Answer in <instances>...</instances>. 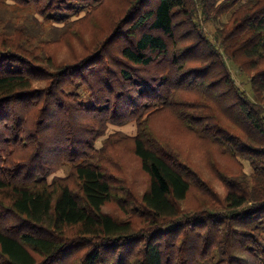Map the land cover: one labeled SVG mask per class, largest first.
<instances>
[{
  "label": "trees",
  "instance_id": "obj_1",
  "mask_svg": "<svg viewBox=\"0 0 264 264\" xmlns=\"http://www.w3.org/2000/svg\"><path fill=\"white\" fill-rule=\"evenodd\" d=\"M7 1L0 264H264V0Z\"/></svg>",
  "mask_w": 264,
  "mask_h": 264
},
{
  "label": "rangeland",
  "instance_id": "obj_2",
  "mask_svg": "<svg viewBox=\"0 0 264 264\" xmlns=\"http://www.w3.org/2000/svg\"><path fill=\"white\" fill-rule=\"evenodd\" d=\"M8 6L2 10L4 17L12 24H20L24 21L23 17H27L28 20V25L30 27H32L34 30L37 29L38 34L40 36H45V37H53L56 34V28H54L52 25H50L49 22H46L43 20V18L41 16H39L38 14H36L34 12V9L31 7H22L19 5L14 4L12 1L8 0L7 1ZM35 16V18H37V23L36 21L33 19V17ZM226 20V17H223L220 19L219 22H208L206 23V29L209 31V33L212 35L215 31V29L221 25V23L223 21ZM55 26H61V24H54ZM238 77V76H237ZM240 77V76H239ZM238 77V80H240V78ZM247 87H249L248 83L246 84ZM116 130H120L124 133L127 134H134L135 133V124L129 123L123 126H115V125H109L107 133L116 131ZM106 137V135L102 136L98 142L97 145H100L102 140ZM68 166H63L61 167L56 174L59 176H63L68 172ZM245 170L247 172H250V169L248 167V165L245 164Z\"/></svg>",
  "mask_w": 264,
  "mask_h": 264
}]
</instances>
